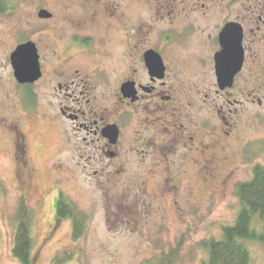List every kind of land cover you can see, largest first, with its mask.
<instances>
[{
  "label": "rangeland",
  "instance_id": "374dc122",
  "mask_svg": "<svg viewBox=\"0 0 264 264\" xmlns=\"http://www.w3.org/2000/svg\"><path fill=\"white\" fill-rule=\"evenodd\" d=\"M12 8L7 15H0V44L8 43L14 35L34 31V38L38 39L42 37L39 33L49 31V60L54 61L59 54L75 55L67 69L85 65L82 61L88 59L113 71L108 56L115 47L111 44L114 23L118 24L117 33L122 37L128 30L136 32L142 26L143 32L149 31L143 33L147 37L137 38L148 45L156 41L162 28L163 50L184 39L179 49H183L186 61H194L193 74L181 73L183 86L189 87L190 99L174 92L172 110L166 113L176 118L178 126L184 124L193 137L204 142L213 140L206 135L207 129L232 132L225 141L220 137L213 140L219 145H228L226 152H220L222 159L214 176L202 173V165L190 163V175L176 182L179 188L175 200L169 196L164 201L160 196L150 201L141 199L146 189H154L153 183L143 187L135 185L131 191L125 184L105 188L88 175L60 177L49 168L62 157L64 148L51 135L37 133L35 162L39 167L40 190L29 204L37 206L40 192L54 187L52 193L64 192V198L83 213L86 231L78 242L72 240L71 222L58 221L57 199L48 197L47 206L35 207L33 212V263L53 264L55 257L68 253L73 255L68 264H151L159 254L178 249L174 264H206L208 255L201 242L220 239L222 227L234 223L240 208L235 196L236 185L251 179L255 164L264 166V74H257L264 73V48L255 43L251 33L252 22L259 13H264V0H22ZM42 9L50 11L53 19H40L38 14ZM92 16L98 23L81 25L83 18ZM67 17L73 19L66 23ZM75 19L80 26L74 28ZM235 20L247 30L249 62L244 75L249 76L238 78L234 90L223 93L216 84L214 70L219 50L210 44L224 21ZM59 33L67 37L59 39ZM74 34L89 39V55L77 56L75 49L66 51L67 39ZM92 49L95 56H91ZM162 49L159 50L162 52ZM255 52L256 59H253L251 53ZM188 101L190 108L185 106ZM178 149L181 157L185 149L180 144ZM198 153L196 150V159ZM142 171L133 167L132 177L143 180ZM15 173L12 161L0 154V178L4 183L0 200V264H19L12 253L20 203ZM174 201L178 203L175 210ZM255 224L260 230V222ZM250 253L251 264H264V246L252 242Z\"/></svg>",
  "mask_w": 264,
  "mask_h": 264
},
{
  "label": "flooded vegetation",
  "instance_id": "af4514ba",
  "mask_svg": "<svg viewBox=\"0 0 264 264\" xmlns=\"http://www.w3.org/2000/svg\"><path fill=\"white\" fill-rule=\"evenodd\" d=\"M72 19L67 17L66 23ZM86 22L98 23L94 16L83 18L80 23L85 26ZM228 23H237L243 28L244 63L231 87L221 90L216 83L223 93L234 90L238 78L246 73L249 62L247 30L236 20L224 21L210 45L221 51L219 36ZM252 23L251 33L256 38L255 43L264 48V13H259ZM76 25L80 26L77 19L72 21V27ZM112 26L115 32L111 44L115 47L108 58L113 71L88 59L82 61L86 62L85 65L81 63L79 67L67 69L75 55L65 57L59 54L55 55L54 61L49 60V31L39 33L42 37L38 39L34 38V31L14 35L8 43L0 44V154L9 158L16 170L15 188L18 190L19 207L24 204L34 211L35 207L47 206L48 197L57 199L58 203L60 196H64V192L52 193V187L47 192H40L37 206L29 204L40 190L37 178L39 167L35 162L37 133L51 135L64 148L60 153L62 157L50 164L49 169L55 174L65 176V179L68 174L88 175L89 178L95 177L96 184L105 188L125 184L131 191L135 185L143 187L153 183L154 189H146L142 200L150 201L159 196L162 201L169 196L174 199L179 188L176 182L178 178L190 175V163L202 165V173L209 177L216 173L215 168L222 159L220 152H226L228 145L215 143V137L225 141L232 132L207 129L206 135L214 141L204 142L193 137L184 124L178 126L176 118L167 114L172 110L170 103L174 92L190 99L189 87L183 86L181 73L192 72L194 61H186L183 49H179L184 39L163 50L160 44L162 28L156 41L148 45L137 38L147 37L143 33L149 31L143 32L142 26L137 27L136 32L128 30L123 37L117 33L118 24ZM65 35L59 33L58 37L64 39ZM27 43L34 44L38 55L40 77L34 81L30 74L18 78L13 65V54ZM89 44V39L74 34L68 37L65 49H75L77 56H86L89 55ZM95 54L92 49L91 56ZM254 55L256 52L251 53V56ZM200 65L203 66L202 63ZM214 70L216 76V68ZM246 76L249 75L243 77ZM185 106L190 108V101ZM161 112L165 114L159 115ZM225 123L228 125L227 120ZM179 144L185 149L181 157ZM196 150H199L198 159L194 157ZM180 164L181 168L178 167ZM133 167L143 169V180L132 177ZM89 178L87 181L91 183ZM173 203L175 210L178 203ZM67 221L72 225L71 219Z\"/></svg>",
  "mask_w": 264,
  "mask_h": 264
},
{
  "label": "trees",
  "instance_id": "16d2710c",
  "mask_svg": "<svg viewBox=\"0 0 264 264\" xmlns=\"http://www.w3.org/2000/svg\"><path fill=\"white\" fill-rule=\"evenodd\" d=\"M22 0H0V14L11 12L12 5ZM264 153V148H263ZM4 189L0 179V200ZM235 196L239 200V212L234 223L222 227L220 239L209 238L201 242L208 255L206 264H251L252 255L250 244L256 242L264 246V166L255 164L253 174L248 182H239L235 187ZM1 203V201H0ZM57 217L72 220V240L78 242L84 235L86 218L75 204L68 201L63 195L56 205ZM33 210L24 204L20 205L17 213V227L12 253L19 264L33 263ZM260 222L257 230L255 223ZM178 249L163 252L151 264H174ZM73 255L65 253L61 258L55 257L53 264H68ZM150 264V263H147Z\"/></svg>",
  "mask_w": 264,
  "mask_h": 264
},
{
  "label": "water",
  "instance_id": "95a60500",
  "mask_svg": "<svg viewBox=\"0 0 264 264\" xmlns=\"http://www.w3.org/2000/svg\"><path fill=\"white\" fill-rule=\"evenodd\" d=\"M38 16L40 19H50L53 14L42 9ZM219 37L222 49L215 55V68L217 83L220 89L224 90L233 85L234 77L242 70L244 63L243 28L240 24L228 23ZM12 58L18 78L30 74L32 81L39 79L40 66L33 43L21 45Z\"/></svg>",
  "mask_w": 264,
  "mask_h": 264
}]
</instances>
